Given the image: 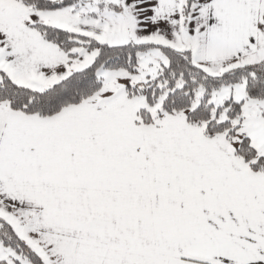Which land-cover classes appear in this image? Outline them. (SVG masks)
<instances>
[{
    "label": "snow or ice",
    "instance_id": "snow-or-ice-1",
    "mask_svg": "<svg viewBox=\"0 0 264 264\" xmlns=\"http://www.w3.org/2000/svg\"><path fill=\"white\" fill-rule=\"evenodd\" d=\"M0 264H264V0H0Z\"/></svg>",
    "mask_w": 264,
    "mask_h": 264
}]
</instances>
